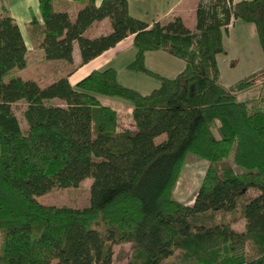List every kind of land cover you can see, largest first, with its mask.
Wrapping results in <instances>:
<instances>
[{"label":"trees","instance_id":"obj_1","mask_svg":"<svg viewBox=\"0 0 264 264\" xmlns=\"http://www.w3.org/2000/svg\"><path fill=\"white\" fill-rule=\"evenodd\" d=\"M72 1L74 20L62 0H37L42 24L32 15L29 32L46 61L72 67L77 43L84 65L132 36L136 55L125 69L159 86L144 95L111 68L75 87L73 69L46 86L24 79L27 46L2 9L0 264H113L121 244H130L126 264H264V97L236 98L264 78V65L224 86L217 61L233 21L253 26L264 59V0H199L193 30L178 16L152 25L133 18L126 0ZM104 19L108 35L84 37ZM155 51L184 68L174 78L150 71L145 54ZM97 95L128 101L135 130L119 131L117 112ZM20 103L25 130L13 111ZM188 155L208 163L189 206L172 198ZM87 179L86 207L38 200ZM238 210L241 231L226 218Z\"/></svg>","mask_w":264,"mask_h":264},{"label":"rangeland","instance_id":"obj_2","mask_svg":"<svg viewBox=\"0 0 264 264\" xmlns=\"http://www.w3.org/2000/svg\"><path fill=\"white\" fill-rule=\"evenodd\" d=\"M1 4L2 3H0V5ZM4 10L7 11L5 8ZM27 33H25L24 36L28 51L26 55V67L21 71H18V74L25 79L30 78L31 80H34L40 86H45L57 78L56 75L59 76L63 73V68L66 67L55 65L54 63H47L43 59L40 49L37 48V42L33 35H30L29 30ZM168 58L171 59V57ZM217 61L220 70V81L224 86L232 85L235 82L248 77L251 73L260 70L264 65V59L253 26L243 24L240 21H233L228 27V32L224 37V53L217 57ZM162 62H165L164 58L162 59ZM162 62L157 61L155 66L150 64L151 69L160 75L162 74L173 78L183 68V62L178 61L179 65L176 68V72L175 70H172L171 73H167L162 69ZM74 67L75 66L72 65L70 68L73 69ZM66 72L67 71L64 73ZM128 73L129 71H126L125 69H120L119 71V81L121 84H124L123 86L126 85L125 87L134 90L138 87L140 91L149 93L153 88L159 86L157 80L145 75L134 74L132 78H123V74L125 75ZM262 97H264V78L262 76H258L254 80V85L252 87L236 94L238 101L250 100L256 102V100H260ZM111 98L112 97L108 96H100L101 101L109 100ZM118 100L123 102V104L131 105L129 102L121 98ZM56 103L57 101H53V104ZM100 104L103 105L101 102ZM106 107L115 110L120 116L118 121L119 131L135 130L134 124L131 121V113L128 111L129 108H132L131 106H117L112 104V106ZM24 108L25 106L23 103L13 107V111L23 130L26 128V123L23 117ZM207 165L208 163L206 161L199 159L194 155H188L172 191V198L183 205H192ZM90 184L91 180L87 179L77 188L52 189L46 195L39 197L38 200L45 205L83 208L89 204ZM250 194L252 193H249L246 196L248 197ZM232 217L236 218L233 228L236 231L243 230L244 221L241 218L240 210L233 215H226V218L232 219ZM129 255L130 244L114 246L113 264H126Z\"/></svg>","mask_w":264,"mask_h":264},{"label":"crops","instance_id":"obj_3","mask_svg":"<svg viewBox=\"0 0 264 264\" xmlns=\"http://www.w3.org/2000/svg\"><path fill=\"white\" fill-rule=\"evenodd\" d=\"M62 1L63 3L66 4V8L64 9L69 14L70 19L74 20L77 10L79 9L80 5L78 3L73 2L72 0H62ZM101 1L102 0H95V4L98 6L100 5ZM126 1L128 5L129 15L132 16L133 18H136L138 20L148 23L149 25H152L155 22L170 19L171 17H174V16H178L182 19L184 24L190 30H193L195 27V23H196L195 9H196V5L199 0H126ZM0 3H2L0 5V11L4 8L8 11L10 16L14 19V21L20 28V31L23 37L25 36V33H27L29 30V24L31 22L32 15L35 16V18L40 24H42V19L40 17L37 0H1ZM56 7L58 10H61L63 8L59 2L56 3ZM110 32H111L110 22L108 19H104L102 21L93 23L84 32V37L88 39H95L100 36L108 35ZM41 53L44 59L43 52L41 51ZM135 55H136V49L133 44V37L128 36L127 38H125L124 40L116 44V46H114L113 48L105 51L100 56L89 61L88 63L81 65L79 48H78L77 43H74L73 49H72V61L75 67L73 68L71 74L68 76V81L72 87H75L76 84L80 80L87 77L91 72L93 71L101 72V71L111 68V69L116 70L118 82L121 84V82L119 81V78H120L119 71L120 69H125V66L134 60ZM168 57H171V59ZM163 58L165 59V62H162ZM157 61L162 62L161 66H162L163 71H166L167 73H171L172 70H175L176 72L177 70L176 68L179 65L178 61H181V60L171 56L170 54L164 51L148 52L145 54V66L148 69L150 68L149 69L150 71H153L150 67V64L155 66V63ZM46 62L54 63L55 65H61L63 67H66V68H63V73H61L59 76L56 75L57 78L52 80L50 83H52L53 81L61 77H64L65 76L64 72L71 69L70 66L62 62H52V61L51 62L46 61ZM183 68H184V63H183ZM134 74H139V73H134V72L130 73L129 71L128 74H125V75L123 74V78H132ZM160 76H163L166 78H172V77H167L162 74ZM21 77L24 78L23 76ZM50 83H48L47 85H49ZM121 85H124V84L122 83ZM135 89L145 95V94H149L152 90L156 89V87L153 88L151 91H149V93L140 91L138 87H136ZM100 96H103V95H97V99L99 103L101 102L103 104L102 106H112V104L117 105V106H131L128 104H123V102L118 100L119 98L117 97H112L109 100L101 101ZM128 111H130L131 113L132 108H129ZM119 118L120 116L118 115V121H119Z\"/></svg>","mask_w":264,"mask_h":264}]
</instances>
